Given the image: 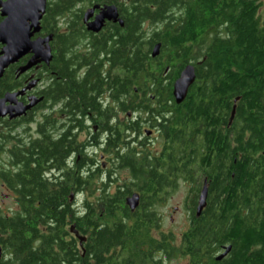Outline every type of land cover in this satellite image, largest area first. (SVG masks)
Wrapping results in <instances>:
<instances>
[{
    "label": "flooded vegetation",
    "instance_id": "obj_1",
    "mask_svg": "<svg viewBox=\"0 0 264 264\" xmlns=\"http://www.w3.org/2000/svg\"><path fill=\"white\" fill-rule=\"evenodd\" d=\"M6 2L0 0V6ZM127 4L128 0H45L38 32L33 33L30 42L50 37L49 55L45 52L37 56L30 50L9 65L0 78V100L22 93L12 98L11 104H5L10 113L37 103L21 117L10 119L7 115L0 119V128L10 136V147L39 140L41 178L49 191H57L58 198L63 186H69L66 198L75 218L84 216L87 207L99 211L96 199L104 189L123 195L118 214L128 210L129 215L141 217L142 228L148 229L154 241L167 240L163 264L177 259L185 264H253L247 256L235 257L237 249L242 248L232 228L214 227L218 212L211 204L219 194L210 193L213 176L208 175V169L220 166L217 163L222 147L218 135L227 130L211 128L216 137L210 144L203 143L198 134L205 128L181 112L186 107L182 105L184 101L176 105L173 97L155 96L158 91L148 86L157 82H147V87L139 92L132 88L133 95L127 93L126 87L127 71L153 72L159 64L165 66V73H180L187 66L197 69L220 33L210 30L194 41L183 35L182 43L178 44L183 54H174L173 59L166 61L160 57L161 44L151 31L125 32V21L118 10ZM187 4L188 0H172L170 37L181 36L174 32L183 22L182 9ZM66 6L68 10L64 11ZM106 7L116 8L122 25L105 21L99 32L88 31L87 24ZM88 11L92 14L85 23ZM4 20L0 10V24ZM156 45H160L159 53L152 57ZM41 46L46 49V44ZM3 47L0 44V54ZM26 66L28 69L21 72ZM189 135H194L193 143ZM128 157L134 159L135 176L120 169ZM12 163L8 161L5 166ZM122 171H127L128 176H118ZM79 176L84 179L91 176V192L80 195L76 184ZM219 180L214 179L215 184ZM204 186L207 197L198 213ZM181 189L182 208L172 209L173 214L184 210L186 220L181 234L178 238L161 231L153 235L160 228L159 216H163L159 206H164ZM133 196L136 205L132 209L128 202ZM237 196L246 198L244 193ZM236 213L234 219L243 222L242 232L251 229L248 225L253 214L244 217L247 211L239 205ZM67 228L76 240L78 254L83 256L88 236L80 234L74 224Z\"/></svg>",
    "mask_w": 264,
    "mask_h": 264
},
{
    "label": "trees",
    "instance_id": "obj_2",
    "mask_svg": "<svg viewBox=\"0 0 264 264\" xmlns=\"http://www.w3.org/2000/svg\"><path fill=\"white\" fill-rule=\"evenodd\" d=\"M128 1L118 10L125 21V32H145L144 24H160L150 33L161 44L160 57L166 61L173 59L174 54H183L178 46L183 35L194 41L210 30L220 33L205 61L194 69L195 81L181 112L205 128L198 134L203 143L210 144L216 137L211 128L227 130L218 135L222 147L217 163L220 166L208 169V175L213 176L210 193L219 194L211 204L218 212L214 227L232 228L242 248L237 249L236 258L247 256L253 264H264L263 0H188L182 9L183 22L174 32L180 37H170L172 0ZM164 67L159 64L153 72L127 71V93L133 95L132 88L139 92L147 87V82H157L148 88L157 90V97L172 99L173 83L179 73H165ZM189 136L193 143L194 135ZM11 141L8 133L0 134V153H8V161H13L0 169V183L14 196L17 205L9 213L0 209V264H163L167 240L162 237L161 241H154L148 229L142 228L141 217L129 215L128 210L118 214L123 195L102 189L96 199L99 211L87 207L84 216L75 218L66 198L69 186H63L58 198L57 191H49L41 178L39 140L8 147ZM133 161L128 157L120 169L135 176ZM91 176L76 180L80 195L93 189ZM219 178L221 181L215 184L214 179ZM237 193L246 194V198ZM238 205L247 211L244 217L253 214L248 225L251 229L243 232V222L234 219ZM70 224L88 236L83 256L78 254L76 240L67 228Z\"/></svg>",
    "mask_w": 264,
    "mask_h": 264
},
{
    "label": "water",
    "instance_id": "obj_3",
    "mask_svg": "<svg viewBox=\"0 0 264 264\" xmlns=\"http://www.w3.org/2000/svg\"><path fill=\"white\" fill-rule=\"evenodd\" d=\"M45 0H7L5 4L0 6L1 16L5 17V20L0 24V44L4 47L1 51L0 57V78L4 70L11 64L15 63L19 58L24 56L28 51H32L34 54L39 56L41 53L49 55V49L47 46L50 37L46 40H38L34 43L30 42V37L33 33L38 32V21L44 13ZM92 11L85 13L84 22L86 23ZM27 21H30L27 24ZM118 22L122 25L121 21L118 20V14L115 7H106L102 9L101 13L95 17L92 23L87 24V30L93 33L100 31L102 24L105 22ZM41 43L46 44V49L44 50ZM160 45H156L153 48L152 57H156L159 53ZM29 66L21 69L24 72ZM195 81V70L192 66H187L179 73L178 78L174 81L172 87V96L175 100L176 105H180L186 98L190 87ZM22 94V93H20ZM6 95L0 100V119L9 115L10 119H16L21 117L31 109L37 102H32L29 105L23 107L22 109L15 108L14 114L10 113L9 110L5 108L6 103L12 102V98H16L18 95ZM21 105H18V107ZM234 115V108L231 112V118ZM207 197V189L204 186L200 197L198 205V213L203 209ZM130 208H134L136 205V196L128 202Z\"/></svg>",
    "mask_w": 264,
    "mask_h": 264
},
{
    "label": "rangeland",
    "instance_id": "obj_4",
    "mask_svg": "<svg viewBox=\"0 0 264 264\" xmlns=\"http://www.w3.org/2000/svg\"><path fill=\"white\" fill-rule=\"evenodd\" d=\"M264 3V0H263ZM161 25L158 24L157 26L149 25V23L144 24L143 29L146 32L153 31L154 29H157ZM148 85V83H147ZM136 88V87H135ZM33 128V127H32ZM0 128V134L4 131ZM11 146V143L8 144V147ZM8 162L7 155L0 153V169L2 166H5ZM120 177L128 176L127 171H122L118 175ZM184 198V191L181 189L177 193L173 195V197L166 202L164 206L162 204L159 206L160 209H162L163 216H159V224L160 228L153 232V235H157L161 232L164 233H172L177 238L181 234V231L183 230L185 226V220L186 216L184 214V210L177 212L176 214L172 213L173 208H179L181 209V203L183 202ZM80 201H82V198H79ZM79 201V202H80ZM17 208L16 200L14 196L9 193L0 183V209L3 213H9L15 211ZM172 216V218H170ZM166 264H185L183 260L177 259L171 263L166 262Z\"/></svg>",
    "mask_w": 264,
    "mask_h": 264
}]
</instances>
